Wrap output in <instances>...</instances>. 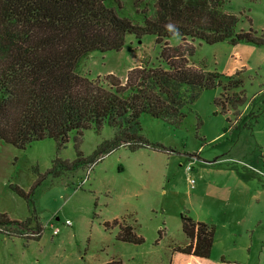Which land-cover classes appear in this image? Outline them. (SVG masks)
Here are the masks:
<instances>
[{
    "label": "rangeland",
    "instance_id": "1",
    "mask_svg": "<svg viewBox=\"0 0 264 264\" xmlns=\"http://www.w3.org/2000/svg\"><path fill=\"white\" fill-rule=\"evenodd\" d=\"M105 4L119 6L118 14L137 24L143 20L141 9L153 10V0ZM224 10L238 15L239 29L251 26L264 37V0H230ZM167 42L174 46L179 37ZM254 47L256 53L242 52L245 104L235 115H223L214 106L220 88L202 90L182 108L177 124L140 116V134L150 146H118L74 169L56 165L51 170L55 160H75L77 150L85 158L92 155L114 129L85 130L77 145L72 135L61 147L45 139L17 149L0 140V213L24 219L34 212L43 228L37 240L6 237L16 239L7 246L0 242L2 256L14 264H103L112 256L123 264H169V247L184 239L179 215L185 213L217 230L211 258L264 264V222L259 221L264 220V45ZM230 48L227 42H195L189 64L203 60L207 70H225L233 59ZM159 50L153 35L126 34L120 50L91 52L77 71L103 84L107 76L123 83L130 68L156 64ZM12 185L28 192L29 201ZM120 218L132 224L141 244L120 243L117 227L105 229L104 222ZM248 226L254 229L251 236ZM4 237L0 234V241Z\"/></svg>",
    "mask_w": 264,
    "mask_h": 264
},
{
    "label": "trees",
    "instance_id": "2",
    "mask_svg": "<svg viewBox=\"0 0 264 264\" xmlns=\"http://www.w3.org/2000/svg\"><path fill=\"white\" fill-rule=\"evenodd\" d=\"M229 1L153 0L152 12L141 9L143 20L137 24L105 0H0V140L17 149L45 139L61 147L72 135L77 145L85 130L99 131L103 125L114 129L113 137L92 155L85 158L77 150L75 160H55L51 168L74 169L93 164L118 146H150L140 134V116L177 124L184 117L182 108L202 90L220 88L214 106L223 115H235L245 104L241 71L226 75L189 64L195 42L264 45L263 34L251 26L238 28V15L224 10ZM126 34L153 35L160 47L157 63L130 68L123 83L107 76L103 84L78 73L79 63L91 52L120 50ZM173 36L179 43L171 46L167 40ZM11 188L29 201L28 192ZM179 220L187 243L173 249L209 257L214 226L185 213ZM103 225L117 227L119 242H143L124 218ZM42 230L34 212L22 220L0 213L5 237L37 240ZM104 264L123 262L114 257Z\"/></svg>",
    "mask_w": 264,
    "mask_h": 264
},
{
    "label": "crops",
    "instance_id": "3",
    "mask_svg": "<svg viewBox=\"0 0 264 264\" xmlns=\"http://www.w3.org/2000/svg\"><path fill=\"white\" fill-rule=\"evenodd\" d=\"M228 12H231V11L228 10ZM218 43H222V42H218ZM215 44H217V43H215ZM199 45H201V44H199ZM229 45H231V44H229ZM250 46H253V47H250ZM230 50H231L233 59L228 60L226 62L225 70H220V71L218 70V71H216V70L209 69L208 71H216V72H219V73H222V74H226V75H232L236 71H241V73H242L243 70L246 69L244 62H242V60H241V58H242V52L245 51V52H248V53H250V52L256 53L258 49L255 48L254 45H251V44H247V43H237L235 45H231ZM199 61H200L199 64L195 63L194 61H192L191 64L194 65V66H197V67H202L203 69L207 70L206 69V67H207L206 66V62L203 61V60H199ZM189 62H190V59H189ZM213 63H214V67L217 68L218 62H217V59L216 58H214ZM9 217L11 219H17V218H12L11 216H9ZM17 220H22V219H17ZM259 221L260 222H262V221L264 222V220H262V219H260ZM249 227L250 226H248L245 229V231H246V234H250V236H251V234L254 232V229L251 230V231H249ZM217 234H218L217 233V230L215 229L214 230V239H213V243H212V247H211V250H210L209 257H207V258H200V257L194 256V255L183 254V253L177 252V251H175L173 249V247L175 246L174 245L173 247H169V249H168L169 250V264H228V261L227 260H224L222 258H220V259L211 258V252L213 250V247H214L215 242L218 239ZM16 238H6V237H4L3 241H0V242L4 246H7V244H5V243H7V242L9 243V241H12L13 242V240L16 239ZM120 243L130 244V243H126V242H120ZM186 243H187V240L184 237V239L182 241L177 242V243H173V244H178V245H181L182 244V245H184ZM247 251L250 252V248H248ZM114 257L115 256H112L110 258H114ZM263 257H264V253H263ZM110 258L105 259L104 262H103V264L106 261H108ZM115 258H117V257H115ZM157 263H158V261H157ZM0 264H14V262L10 258L3 257L2 254L0 253Z\"/></svg>",
    "mask_w": 264,
    "mask_h": 264
},
{
    "label": "built area",
    "instance_id": "4",
    "mask_svg": "<svg viewBox=\"0 0 264 264\" xmlns=\"http://www.w3.org/2000/svg\"><path fill=\"white\" fill-rule=\"evenodd\" d=\"M187 168L190 170L189 166H188ZM189 181H190V183H191V184H193V183H194V180H193V179H190ZM68 223H69V221H68V220H66L65 224H68ZM53 232H54V233L58 232V228H57V227H55V228L53 229Z\"/></svg>",
    "mask_w": 264,
    "mask_h": 264
}]
</instances>
